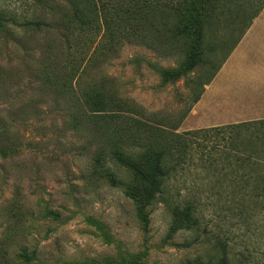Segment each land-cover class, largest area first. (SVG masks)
I'll list each match as a JSON object with an SVG mask.
<instances>
[{
	"label": "rangeland",
	"instance_id": "obj_1",
	"mask_svg": "<svg viewBox=\"0 0 264 264\" xmlns=\"http://www.w3.org/2000/svg\"><path fill=\"white\" fill-rule=\"evenodd\" d=\"M237 1L227 0L208 24L203 61L183 71L182 39L158 47L67 40L50 4L0 0V14L16 20L0 27V251L11 264H217L225 255L230 264H264L263 211L241 213L223 191L230 182L204 169L209 159L220 166L227 137H199L206 146L194 147L169 181L167 192L181 202L196 198L191 228L172 230L170 205L159 201L144 230L124 185L111 186L94 170L102 147L118 139L109 109L119 104L133 109L125 113L134 119L129 143L146 136L145 123L177 124L176 133L207 128L198 126L193 101L263 0H239L244 12ZM237 82L218 98L221 116L244 105L240 76ZM99 102L106 118L88 123L84 117L94 116ZM106 165L130 179L115 163Z\"/></svg>",
	"mask_w": 264,
	"mask_h": 264
},
{
	"label": "trees",
	"instance_id": "obj_2",
	"mask_svg": "<svg viewBox=\"0 0 264 264\" xmlns=\"http://www.w3.org/2000/svg\"><path fill=\"white\" fill-rule=\"evenodd\" d=\"M226 2L227 0H36L40 5L50 4L58 14L62 24L61 34L66 36L67 40L69 36H74L80 40L84 39L81 40L83 43L95 40L100 45L110 43V46L120 39L141 40L158 47L161 43L171 44L182 39L188 50V60L183 66V71L191 70L203 61L201 55L208 24L212 18L217 17ZM237 5L240 11L244 12L245 5L242 10L243 4L240 1ZM263 5L264 0L249 16L231 51L252 20L260 13ZM10 22L16 23V20L12 16L0 14V27ZM33 24L39 26L43 22L34 21ZM164 73L175 76L180 74L169 70ZM203 89L195 97L194 103ZM98 104L101 109L93 110L94 116L84 117L88 123L97 125L99 115H102L101 120L106 118L102 102ZM124 106L119 104L117 109H109L110 117L114 116L115 120L111 132L116 134L118 139L114 144L102 147L96 160L98 168L94 170L98 178L111 186L124 185V193L131 200L135 216L144 230L149 225L151 207L159 201L170 205L172 230L191 228L196 224V198H184L181 202L174 194L167 192V187L178 172V166L192 158L194 147L206 146L199 137L202 140L207 137L228 138V146L223 150L220 166L216 159H209L208 167L211 168L204 169L211 171V178L216 181L230 182L229 189L223 191L232 201H236V205L241 206V213L247 210H261L264 213V118L182 133L174 131L178 127L177 124L169 126L162 121L156 126H149L145 123L148 131L146 136H137L134 142L129 143L126 139L134 119L129 121L130 118L127 119L125 113H132L133 109L129 108L127 103ZM111 137L112 134H109L108 138ZM216 146L211 147L216 149ZM107 162L115 163L130 179L127 182L122 180L113 168L106 165ZM216 193L220 191L217 190ZM0 264H11L3 251H0ZM217 264H230L229 257L223 256Z\"/></svg>",
	"mask_w": 264,
	"mask_h": 264
},
{
	"label": "crops",
	"instance_id": "obj_3",
	"mask_svg": "<svg viewBox=\"0 0 264 264\" xmlns=\"http://www.w3.org/2000/svg\"><path fill=\"white\" fill-rule=\"evenodd\" d=\"M239 76L245 88L244 105L234 115L221 116V109H217V106L222 107L217 104L218 98L225 91V86L233 82L238 86ZM193 111L199 127L264 118V7L226 61L204 86L202 94L194 103Z\"/></svg>",
	"mask_w": 264,
	"mask_h": 264
}]
</instances>
